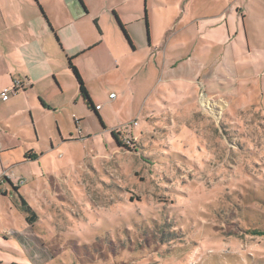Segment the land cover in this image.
I'll return each mask as SVG.
<instances>
[{"label":"rangeland","instance_id":"374dc122","mask_svg":"<svg viewBox=\"0 0 264 264\" xmlns=\"http://www.w3.org/2000/svg\"><path fill=\"white\" fill-rule=\"evenodd\" d=\"M177 1L189 6L139 0L136 52L108 64L101 91L92 89L107 129L51 148L40 128L45 153L4 171L37 219L26 223L0 193V264H264V3L244 1L263 23L245 19L246 62L217 58L222 46L183 26L193 12L175 21ZM146 7L151 35L163 39L149 49ZM65 115L44 114L54 137V117L64 124Z\"/></svg>","mask_w":264,"mask_h":264},{"label":"crops","instance_id":"0c3cea01","mask_svg":"<svg viewBox=\"0 0 264 264\" xmlns=\"http://www.w3.org/2000/svg\"><path fill=\"white\" fill-rule=\"evenodd\" d=\"M194 1L196 7L189 10ZM244 1L188 0L187 8L177 1L174 3L173 17L176 21L182 15L193 12L196 18L185 21L183 26L194 27L201 39L205 34L209 39L206 47L215 44L222 46L224 51L217 58L230 55L233 58L243 57L246 61L253 49L249 45L245 19L255 16L262 23V18L260 10L248 11L244 8ZM125 5L127 7L123 8ZM138 5L139 0H0V185L3 184L0 193L11 199L13 207L12 186L16 184L15 181L19 186V180L16 176L8 178L3 173L21 162L36 160L45 153L37 145L40 128L50 138L51 148L54 143L62 145L90 139L102 129H107V126H103L105 121L101 113L104 107L96 103L92 89L101 91L99 79L112 70L108 64L136 52L134 37L139 40L142 35L137 24L140 21ZM162 7L164 9L166 6ZM146 8L142 17L149 49L153 40L159 37L160 41L163 39L162 35H151L149 9ZM249 27H252L251 19ZM261 29L264 30V24ZM251 30L256 32V29ZM260 41L264 46V37ZM68 58L80 74L89 103L80 95L79 84L68 66ZM148 60L149 55L146 57ZM219 74L221 77L227 76L222 70ZM16 81L21 86L15 90ZM95 83L98 87L94 86ZM6 88L9 93L3 97L1 92ZM112 94L115 93L109 91V98ZM96 106L99 108L96 109ZM61 111L66 112L64 124L63 120L54 117L59 129L54 137L47 131L44 114L52 112L56 115ZM80 111H88L94 121L96 118L100 131L93 134L90 128H85V118L78 114ZM71 122L73 125L69 127L68 123ZM62 127L67 130L63 132ZM27 155L33 158L29 159ZM4 176L8 179H3ZM10 234L16 233L11 231Z\"/></svg>","mask_w":264,"mask_h":264},{"label":"trees","instance_id":"16d2710c","mask_svg":"<svg viewBox=\"0 0 264 264\" xmlns=\"http://www.w3.org/2000/svg\"><path fill=\"white\" fill-rule=\"evenodd\" d=\"M119 23V22H118ZM120 25V24H119ZM122 29V28H121ZM122 32L126 38V40L128 41V43H130V40L127 36V34L125 33V31L122 29ZM68 66L72 72V74L74 75L75 79L77 80V83L79 84V92L80 95L89 103V97H88V93L87 90L85 88V86L83 85L82 79L80 77V74L77 70V68L72 64L71 59L68 58ZM110 134L112 136V138L116 141V143H118V145L120 146H126L124 145L116 136V133L114 132V130L110 131ZM27 158L31 159L33 158L30 155H27ZM7 177L4 176L3 179H6ZM8 179V178H7ZM9 183H11L9 180H7ZM12 201H13V205L22 213L25 214V222L28 224H32L34 221H36L37 219V215L36 212L32 209V207L27 203V201L25 200V198L23 197L22 194H20L19 192V186L18 185H13L12 186ZM264 234V233H263Z\"/></svg>","mask_w":264,"mask_h":264},{"label":"built area","instance_id":"2783aa9c","mask_svg":"<svg viewBox=\"0 0 264 264\" xmlns=\"http://www.w3.org/2000/svg\"><path fill=\"white\" fill-rule=\"evenodd\" d=\"M19 86H21V83L16 81L15 85H14V89L16 90ZM7 93H9V90L6 88L1 92V96L5 97L7 95ZM111 96H114V94H112ZM96 109L99 108V106L95 107ZM1 145V144H0Z\"/></svg>","mask_w":264,"mask_h":264}]
</instances>
